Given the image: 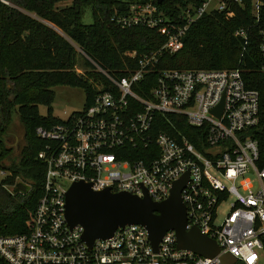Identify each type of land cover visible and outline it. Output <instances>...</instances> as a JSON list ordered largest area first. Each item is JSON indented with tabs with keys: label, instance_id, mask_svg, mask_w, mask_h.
Returning <instances> with one entry per match:
<instances>
[{
	"label": "built area",
	"instance_id": "built-area-1",
	"mask_svg": "<svg viewBox=\"0 0 264 264\" xmlns=\"http://www.w3.org/2000/svg\"><path fill=\"white\" fill-rule=\"evenodd\" d=\"M228 1V3H227ZM13 7L7 0H0ZM241 0H203L179 8L169 18L151 3H134L112 21L121 27L143 26L166 38L155 53H126L136 60L133 69L116 76L91 59L106 80L96 86L88 105L65 121L38 127L42 142L37 160L44 166L41 196L26 222V231L0 236V264H220L230 255L235 264L264 260V168L257 167L259 148L251 131L259 125V94L249 89L238 69L164 70L154 68L162 51L183 47L188 29L200 18L224 12ZM264 0H251L257 24ZM258 51L264 58V28L258 30ZM246 40V32L234 34ZM222 103L219 116L215 110ZM158 115L185 119L200 131L197 145L185 137L156 130ZM186 229L196 228L214 240L220 253L203 258L178 250L173 231L162 237L155 252L140 225L118 228L91 247L83 228H70L65 219V196L75 183L94 192L110 190L156 203L165 201L181 178ZM231 201L220 213L223 203ZM222 215V216H220Z\"/></svg>",
	"mask_w": 264,
	"mask_h": 264
},
{
	"label": "trees",
	"instance_id": "trees-1",
	"mask_svg": "<svg viewBox=\"0 0 264 264\" xmlns=\"http://www.w3.org/2000/svg\"><path fill=\"white\" fill-rule=\"evenodd\" d=\"M13 7L0 3V171L8 177L0 182V236L26 231V222L41 196L44 166L37 160L42 142L36 138L38 127H51L61 121L52 117L51 104L57 85L79 88L85 92V105L96 94V86L105 89V78L79 55L81 51L104 70L116 76L133 69L136 60L126 53L151 54L160 50L166 38L143 26L121 27L112 18L126 12L131 4L151 3L169 18L179 8L198 6L203 0H7ZM228 3V1H227ZM90 9L92 23L81 19ZM259 28H264V6L256 24L251 14V0L229 4L224 12L206 14L186 32L182 49L174 54L162 51L154 68L164 70L238 69L249 89L259 94V125L251 131L259 148L257 167L264 168V58L258 51ZM246 32V40L235 37ZM90 69L86 78L76 73V58ZM91 78V81H88ZM47 107V115L38 107ZM15 113L24 127L25 146L18 162L9 161L12 153L3 136ZM156 130L171 137H185L197 145L200 131L187 125L184 118L158 115ZM19 180L20 183H15ZM6 187H12L8 192ZM264 252V242H263Z\"/></svg>",
	"mask_w": 264,
	"mask_h": 264
},
{
	"label": "water",
	"instance_id": "water-1",
	"mask_svg": "<svg viewBox=\"0 0 264 264\" xmlns=\"http://www.w3.org/2000/svg\"><path fill=\"white\" fill-rule=\"evenodd\" d=\"M161 0L157 1L160 4ZM222 103L215 110L219 116ZM186 177L177 181L169 197L160 203L153 202L146 194L136 197L128 193H112L110 190L94 192L89 184L75 183L65 196V219L70 228H83L82 240L91 247L97 239H108L118 228L140 225L148 233L153 250L168 231H173L178 250L190 251L203 258H213L220 250L216 242L198 229H186L185 207L181 191ZM220 264H235L226 254L219 257Z\"/></svg>",
	"mask_w": 264,
	"mask_h": 264
},
{
	"label": "rangeland",
	"instance_id": "rangeland-1",
	"mask_svg": "<svg viewBox=\"0 0 264 264\" xmlns=\"http://www.w3.org/2000/svg\"><path fill=\"white\" fill-rule=\"evenodd\" d=\"M119 1L137 2L138 0H119ZM81 21L85 25H89L92 23L90 9H86L84 11ZM79 55L85 60L86 58H88L86 55H84L86 57L85 58L83 55L80 54V52H79ZM82 58L80 57L76 58L75 70H76V73L86 78L87 74L90 73L91 71L88 67L84 65V62H83L84 60ZM88 81H91V78H89ZM52 91L55 94L54 100L50 106L52 117L60 121H65L71 114L78 113L83 109L85 105V92L82 89L71 88V87L63 86V85H57L54 88H52ZM38 111L41 116L46 117L47 107L39 106ZM9 118H10V123L7 127L6 134L3 136V140H4L6 147L12 150V153L8 158L9 161L18 162L20 158V152L22 148L25 146L24 127L20 123L15 113L12 112ZM2 120H3V117L0 114V121ZM8 175H9L8 173L4 171H0V182L4 180L6 177H8ZM15 183L16 184L20 183V181L15 180ZM6 190L8 192H11L13 188L6 187ZM230 202L231 201L229 200L226 203H223L221 205L219 210L222 215H223V212L227 209L228 204ZM261 263L264 264V260H262Z\"/></svg>",
	"mask_w": 264,
	"mask_h": 264
}]
</instances>
